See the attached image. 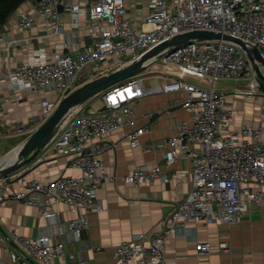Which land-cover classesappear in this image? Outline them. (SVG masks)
I'll return each instance as SVG.
<instances>
[{"label": "built area", "instance_id": "built-area-1", "mask_svg": "<svg viewBox=\"0 0 264 264\" xmlns=\"http://www.w3.org/2000/svg\"><path fill=\"white\" fill-rule=\"evenodd\" d=\"M148 2L149 11L142 27H137L128 14L126 0H91L86 6L78 0H37L33 10L23 8L19 11L17 24L20 28L32 30L38 24L45 25L47 35L56 37L65 32L64 11L69 13L74 25L79 24L80 16L85 14L90 19V43L73 53L66 50V42H56L52 55L39 47L16 67L0 69V78H6L16 100L25 91H56L55 99L41 98V111L46 119L62 98L79 85L138 60L158 44L187 31L210 30L233 35L251 47L257 46L264 54V0ZM36 14L41 16V23L37 22ZM21 41L6 42L11 47ZM155 64L163 67L162 72L170 67L177 68V79L155 87L146 86L145 70ZM145 70L105 90L100 108L86 111L80 106L72 110L43 148L47 155L54 152L68 156L70 165L80 174L48 181L34 177L24 190L12 196L38 207L49 225L52 223L60 233H64L65 228L61 224V212L55 205L65 204L76 213L67 221L71 240L81 242L83 231L90 225V213L98 206L96 191L111 177L102 158L106 146L96 148L94 142L123 128L129 144L138 146L149 125L134 126L133 105L148 93L184 90L183 106L190 118L182 121L177 133L167 139L166 166H138L123 179L137 187L155 178L169 181L168 166L180 157H188L193 164L185 176L191 179L192 189L164 217L160 228L136 233L116 245L114 264H164L167 239L172 233L188 231L191 223H233L253 205L264 201V109L259 122H245L235 129L230 122L233 109L228 105L227 92L217 86L221 79L248 80L255 76L246 51L224 39L199 40L163 54ZM189 76L201 82L189 81ZM235 90L247 97L263 93L254 87ZM1 113L0 105V136H3ZM23 129L20 125L17 131ZM253 185L259 188L255 190ZM6 186V180L0 182V207L7 198ZM13 236L21 249L11 251L8 260L0 258V264L75 262L74 253L70 254V262H66L68 240L54 239L49 229L36 236L14 231ZM219 245L222 251L230 249L227 241ZM196 249L199 253H210L211 245L208 241H198ZM81 264L87 263L82 261Z\"/></svg>", "mask_w": 264, "mask_h": 264}, {"label": "crops", "instance_id": "crops-1", "mask_svg": "<svg viewBox=\"0 0 264 264\" xmlns=\"http://www.w3.org/2000/svg\"><path fill=\"white\" fill-rule=\"evenodd\" d=\"M78 1L86 6L91 0ZM126 1L129 16L137 27H142L145 15L149 11L148 0ZM36 2L37 0H26L4 24L0 32V69L16 67L20 62L26 61L39 47H44L47 54L52 55L56 42H66V50L73 53H77L85 44L90 43V19L85 14L80 16L79 24L74 25L71 23L69 13L64 11L65 32L56 37L47 35L45 25L38 24L32 30L20 28L17 24L19 11L23 8L33 10ZM36 17L37 22L41 23V16L36 14ZM29 37L34 38L28 39ZM17 39L22 41L11 47L7 45V40ZM162 69V66L155 64L145 70V85L155 87L177 79L179 74L177 68L170 67L169 72H162ZM0 79L1 119L4 127V135L0 136L2 160L21 146L45 120L41 111V98L55 99L58 94L54 90L41 93L25 91L22 92L21 98L16 100L14 90L7 86L6 78L2 76ZM187 79L196 83L201 82L196 77L189 76ZM228 80L232 81L221 79L217 86L226 90L228 105L233 109L231 126L239 129L245 122H259L260 113L264 109V92L255 97L235 92L237 88H260L258 80L255 78ZM101 98L103 99V96ZM185 100L184 90L157 91L141 97L133 105L134 126L148 124L149 130L141 135L138 146L132 147L129 144L123 128L108 134L104 140L94 142L93 146L96 148L106 146L102 158L105 170L111 177L96 191L95 200L100 207L92 209L90 225L83 231L81 242L71 240L67 221L76 213L65 204L55 205L61 212V224L65 228V232L60 233L52 223L49 225L38 207L12 197L14 192L24 190L34 177L48 181L61 176L80 174L78 169L70 165L68 156L56 155L54 152L47 155L45 149H42L31 163L10 174L12 182L0 177V182L7 181V198L0 207V258L8 260L11 251L21 249L13 236L14 231L36 236L49 229L54 239L68 240L66 262H70V254L74 253V264H81L82 261L87 264H114L116 245L130 239L136 233L160 228L164 217L170 214L176 208L177 202L186 197L192 189L191 179L185 176V173L192 169V160L180 157L168 166L169 181L155 178L137 187L126 182L123 177L131 174L138 166L154 167L157 164L166 166L165 143L171 135L177 133L178 125L190 118V113L183 106ZM93 104V100H90L83 107L86 111L95 110ZM20 125H23L24 129L18 132ZM262 138L264 140V134ZM252 187L255 190L259 188L258 185ZM189 227L191 229L188 231L174 232L169 236L164 264H264V201L253 205L233 223L200 222L191 223ZM198 241H208L211 252L199 253L196 249ZM221 241H227L230 249L220 250Z\"/></svg>", "mask_w": 264, "mask_h": 264}, {"label": "water", "instance_id": "water-1", "mask_svg": "<svg viewBox=\"0 0 264 264\" xmlns=\"http://www.w3.org/2000/svg\"><path fill=\"white\" fill-rule=\"evenodd\" d=\"M60 10H63L60 8ZM224 39L240 45L252 63L260 89L264 92V54L257 46L251 47L239 37L210 30H193L178 34L150 49L138 60L131 61L109 73L90 79L73 89L63 97L53 113L46 118L39 128L17 149L0 160V177L12 182L10 174L25 167L38 156L56 133L62 120L74 109L83 106L93 97L103 93L137 74H140L163 54L172 52L188 43L199 40ZM14 157V158H11ZM11 160V161H10Z\"/></svg>", "mask_w": 264, "mask_h": 264}, {"label": "trees", "instance_id": "trees-1", "mask_svg": "<svg viewBox=\"0 0 264 264\" xmlns=\"http://www.w3.org/2000/svg\"><path fill=\"white\" fill-rule=\"evenodd\" d=\"M26 0H0V32L9 17L18 9Z\"/></svg>", "mask_w": 264, "mask_h": 264}, {"label": "rangeland", "instance_id": "rangeland-1", "mask_svg": "<svg viewBox=\"0 0 264 264\" xmlns=\"http://www.w3.org/2000/svg\"><path fill=\"white\" fill-rule=\"evenodd\" d=\"M253 78H257L256 77V73H255V76ZM220 81V80H219ZM226 81V80H225ZM227 81L231 82L232 80H228ZM236 81V80H234ZM102 97V94H99L95 97H93L91 100H93L94 104H93V109H98L102 104H103V99L101 98ZM85 110V109H84Z\"/></svg>", "mask_w": 264, "mask_h": 264}, {"label": "bare ground", "instance_id": "bare-ground-1", "mask_svg": "<svg viewBox=\"0 0 264 264\" xmlns=\"http://www.w3.org/2000/svg\"><path fill=\"white\" fill-rule=\"evenodd\" d=\"M11 158H14V157H11Z\"/></svg>", "mask_w": 264, "mask_h": 264}]
</instances>
